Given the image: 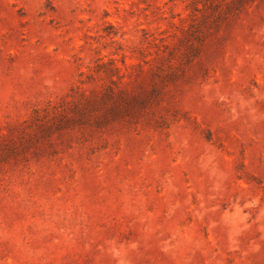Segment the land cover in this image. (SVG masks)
<instances>
[{
	"label": "rangeland",
	"instance_id": "obj_1",
	"mask_svg": "<svg viewBox=\"0 0 264 264\" xmlns=\"http://www.w3.org/2000/svg\"><path fill=\"white\" fill-rule=\"evenodd\" d=\"M0 264H264V0H0Z\"/></svg>",
	"mask_w": 264,
	"mask_h": 264
}]
</instances>
